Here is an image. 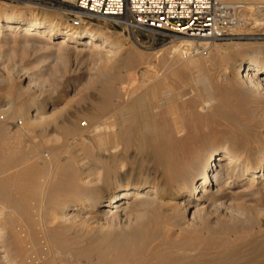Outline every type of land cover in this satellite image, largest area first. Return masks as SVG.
<instances>
[{
	"label": "bare ground",
	"instance_id": "bare-ground-1",
	"mask_svg": "<svg viewBox=\"0 0 264 264\" xmlns=\"http://www.w3.org/2000/svg\"><path fill=\"white\" fill-rule=\"evenodd\" d=\"M246 5L237 7L247 8ZM22 9L16 13H0L1 32L17 28L30 37L38 31L39 37L46 42L58 37L52 43L60 48L76 41L85 47H93V51L104 50L106 56L111 57L117 54L113 50L122 48L120 39L107 30H76L68 21L55 16L54 11L30 3ZM183 43V47L192 45L189 40ZM261 55L256 51L246 57H219V61L235 66L237 87L227 89L233 98H222V88V92L218 88L214 90V85L212 90L208 81V85L204 83L209 86L204 93L208 101L217 102L213 111L208 107L212 112H209L210 120L197 113L201 98L200 101L188 98L192 101L190 105L183 103V98H179L180 89L176 93L166 79L152 86L148 83L150 87L145 86L143 93L140 88L141 92L136 91L137 87L133 88L134 83L128 89L126 84L125 88L117 90L113 79H109L100 90L101 98L89 119L94 122L113 113L117 130H109L111 122L105 124L110 128L93 131L92 148L83 139L82 123L73 122L71 117L55 119L59 112L44 116L34 102L33 120L25 116L24 106L14 108L13 112L7 106L1 107L0 119L4 117L5 120L7 114L15 112L26 117L27 129L23 133L10 134L0 123V264H264V237L252 236L236 223L219 229L214 225L212 215L206 214L217 200L228 194L224 189L234 184V177L241 181L264 182V146L260 144L264 135H253L249 125L254 120L253 109H264ZM134 56L130 52L125 62L132 64L136 60ZM175 62L179 65L181 60ZM201 62L190 61L182 67L200 71L204 68ZM131 87L133 93L141 94L135 96L131 92L135 97L127 96ZM123 93L130 100L125 98L120 103L118 100L123 98ZM210 122L225 135L219 142L208 144L204 158L200 159L196 149L205 140L206 136L201 132L210 127ZM32 128L39 131L31 133ZM56 129L61 130L62 143L49 147V144L61 141L59 135H51ZM183 133L188 134L186 138L190 140L187 146L183 143L186 148L179 147L174 141ZM77 137L83 139L81 147L85 152L82 151L91 160L89 166L93 167L88 169L86 177L96 175L98 165L103 164L104 177L110 179L118 163L117 153L115 157L113 154L108 157L110 159H104L110 148L121 146L127 154L138 143V150L148 146L154 148L160 179L146 182L119 178L110 189L100 193L85 189L83 163L70 146ZM223 159L227 160L225 166L220 163ZM256 162H259L258 166L254 165ZM226 177L229 178L224 181ZM94 179L98 181L100 177ZM216 185L218 189L214 191ZM177 197L180 200L172 203L171 200ZM205 201L208 205H203ZM191 205H194L193 212L188 217L194 221L199 219L200 224L187 220ZM120 220L127 221L125 229L116 227V221Z\"/></svg>",
	"mask_w": 264,
	"mask_h": 264
},
{
	"label": "rangeland",
	"instance_id": "rangeland-1",
	"mask_svg": "<svg viewBox=\"0 0 264 264\" xmlns=\"http://www.w3.org/2000/svg\"><path fill=\"white\" fill-rule=\"evenodd\" d=\"M228 1L229 0H223L220 2L233 7L247 3L245 7L248 6L249 9L247 7L238 10L242 11L240 15L241 21L243 22V28L240 29L241 31H237V34L217 41L198 40L186 37L159 38L154 37L144 31H137L133 35L132 33L126 31L123 27H117L101 22H95V25H91V27L88 28L84 27L83 29L93 28L94 30L101 28L103 30H107L113 36L120 39L122 48L113 50L117 52L116 56H113L114 58L110 55L106 56L107 54L104 50L93 51V47H85L82 45V43H78L76 41L69 43L63 48H60L56 45H53L52 43L53 40H57L58 37L52 38V42H46L44 41L45 39H41V37H39L40 34L38 31L32 33V36L27 37L24 35V32L18 30L17 28L4 29L2 32L0 31V108L7 106L8 108H11L12 111L16 107L18 109V106H24L26 109V111L24 109L26 112L25 116H29L27 118L32 119L35 116L34 107H32V103L34 102L36 105L35 107L40 108L42 112L41 114L44 116L59 112V114L54 117L55 119L71 117L73 122L79 121V123H82L83 139H86L88 146L92 148L94 147L91 138L94 135L93 131L96 129L105 130L106 128L108 129L110 127L111 128L109 130H117L116 125H114L116 120H114L115 118L113 113H108L104 117H101L94 122H91L89 119L90 114L94 112L97 102L101 98L100 90L109 79L114 80H112V83L117 90H121L122 87L125 88L126 84V89H128L130 88L128 86L131 83H134L132 85L133 88L137 87L138 89L136 91L141 92L139 91L140 88L143 90L141 93L145 92V86L150 87L154 83L163 82V79H166V81L169 82L171 86H174L173 90H177L175 91L176 93L180 89L179 93L181 94V97L179 98H183V103L187 102L186 104L190 105L193 100H201V102H199V108H197V113L199 115L202 114L200 115L202 118L204 117V119L210 120L211 114L209 112H211L210 110L213 111L216 108L217 102L215 101V103H212L208 101L204 94L206 88L210 86L212 89V87L216 85L217 87L214 86L213 89L216 90V88H218L217 90L221 92L223 90L224 93L221 95L222 98H233L232 93L227 92L230 90V87H237L235 66L231 64L227 65L226 61H219V57H225L227 55H231L233 58L236 57L234 55L246 57L252 56V54L257 51L262 53L260 59L261 62L264 63V0H256L255 2H239V0H236L238 2L235 0ZM26 3L27 2L24 1L0 0V13L8 14L10 12H19L20 9L23 10L22 8ZM258 4L260 5L259 7L256 6ZM54 12L55 16L58 18L61 17L68 21V18L63 16L61 13L56 11ZM188 40L189 42H192V45L188 44V46L183 47V42ZM53 47L54 50H52ZM231 47L234 48L232 49ZM57 49L59 50L57 51ZM107 50H109V48ZM185 50H189L188 54H185L187 53ZM229 51L232 52L230 53ZM239 51H241V54ZM130 52L133 54V56L136 54L134 56L136 60L132 64L128 65L124 59L129 55ZM181 53L184 58L181 56ZM224 53L227 54L224 56ZM108 57H110V59H108ZM177 59L181 60V63H179V65L181 64L180 66L175 62ZM188 60L189 62L197 60H199V62L202 61L201 66L204 68H201L200 71H195L193 69H189L188 71V69H184L186 63H189ZM177 66H179L180 69ZM179 72L181 74L183 73L184 75L179 74ZM150 77L154 81L156 78L159 81L156 79L154 82ZM133 79L137 81H134ZM146 80H151V82ZM129 81L130 83H128ZM139 81L142 82V85L139 83ZM206 82L209 84V86H206L208 85ZM136 83L137 85H135ZM204 83H206V85H204ZM133 88L131 87V89L128 90L130 95L127 96L135 97L137 94H141H136V92L133 93L131 91ZM131 92L132 94L136 95L132 96ZM197 93L198 95L200 93V95H196ZM123 95V98L118 100V102L121 103L125 98L126 101L130 100V97L127 98L125 93H123ZM188 98L192 101L190 100L189 102ZM181 99L179 100V103L182 102ZM201 103H204L205 105L202 104V106ZM200 107L203 108V111H201L202 108L200 109ZM253 117V122L249 124L252 126L251 132L253 135L256 133H262L264 135V109L255 107L253 109ZM2 118L0 119V123L10 134L23 133L26 131L25 129H27L26 119L23 116H19V114H16L15 112L12 114L11 112L10 114H7L5 116L7 120ZM54 118H51V121H53ZM106 123H110L112 125L107 127L105 125ZM210 124L214 129H212L210 125L208 129L201 132L203 133L202 135L206 136V138L203 143L198 145L196 149V154L199 152L197 156L200 159L204 158L208 144L219 142L222 140V138H224L225 135L221 129H215L212 122H210ZM39 130L37 128H32L31 133L33 131ZM187 133L190 132L187 131ZM53 134L56 135V137L59 135L58 137L61 141L54 142V145L51 143L49 144V147L59 146L63 140L61 130L56 129L51 131L52 137ZM184 134L186 133H183V136L181 135L182 137L176 136V139L174 138V141H176L177 145H179L181 148H186L190 142V140L186 138L188 134ZM87 136H90V138ZM83 139L81 140L78 138L77 141L71 142L70 146L72 151L76 152V154L80 156L79 158L82 161L81 163H83L82 167L85 170L83 182H85L86 186L90 185L89 187L84 185L85 189L89 190L90 188L93 191L95 190V193H100L110 189L114 183L118 182L119 178H128L131 180L137 179L146 182H155V180L160 179V171L159 167L157 166L154 148L148 146L145 148V150H138L140 149L138 143H136V146L131 147L132 150L130 148L127 154L123 152L124 150L121 146H119L120 148H117L119 149V152L116 148H110V152H107V157L105 156L104 159H110L108 157H113V154L115 157L117 156L116 153L118 154V163L117 166L115 165L110 179L104 177L103 169L105 168V165L103 164L98 165L100 168H97L96 175H93L94 177H86L88 169L93 167L89 166L92 164L90 158L88 156L86 157L85 153H83V146L81 147ZM79 140L81 142H78ZM183 143H186V146ZM260 144L264 146V136L261 137ZM109 153L111 155H109ZM83 161L87 163L84 164L85 162ZM226 162L227 160L223 159L220 163L222 166H225ZM254 165L258 166L259 162L254 163ZM97 177H100L101 180L99 179L97 181L94 179ZM228 178L229 177H226L224 181L228 180ZM91 181L92 183L94 182L93 185L89 184ZM232 181H234V184L228 187V189H224L225 193L228 194L223 196L220 200H217L214 206L211 209L209 208L206 214L212 215V221L219 229L223 225L232 226L236 223L239 224L240 227H243V230L246 232L248 231L250 235L264 237V182L261 180H256L254 182L250 180L241 181L236 177H234ZM217 189L218 185L213 188L214 191ZM178 200H180V197L172 199L171 202L175 203ZM124 202L125 201L119 203V205L123 204ZM203 205H208V203L205 201L203 202ZM193 207L194 205H191L187 211V220L193 224H200L199 219L194 221L192 219L190 220L188 217V215L193 212ZM126 226L127 221H116V227L125 229ZM259 233L261 234L258 235Z\"/></svg>",
	"mask_w": 264,
	"mask_h": 264
},
{
	"label": "built area",
	"instance_id": "built-area-1",
	"mask_svg": "<svg viewBox=\"0 0 264 264\" xmlns=\"http://www.w3.org/2000/svg\"><path fill=\"white\" fill-rule=\"evenodd\" d=\"M61 13L75 29L95 22L123 27L133 35L221 40L243 28L241 10L218 0H14Z\"/></svg>",
	"mask_w": 264,
	"mask_h": 264
}]
</instances>
